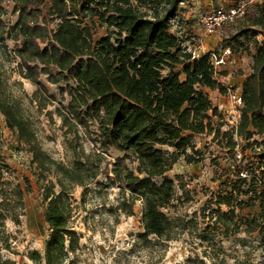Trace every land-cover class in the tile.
<instances>
[{
	"label": "trees",
	"instance_id": "16d2710c",
	"mask_svg": "<svg viewBox=\"0 0 264 264\" xmlns=\"http://www.w3.org/2000/svg\"><path fill=\"white\" fill-rule=\"evenodd\" d=\"M13 2L17 12L12 26L13 52L20 59L22 77L36 86L33 99L43 109L54 104L56 96L50 94L41 80V76H47L51 84L58 86L62 98L59 106L48 110L49 117L53 119L56 114L60 118L66 135L79 139L82 131L98 146L94 152L85 154L83 147L72 145L73 160L68 164L52 157L41 147L18 100L5 94L0 85V114L7 127L27 145L32 164L39 171V180H46V173L53 175L42 187L44 218L50 231L45 248L46 264H64L66 249L76 250L79 237L70 226L69 186L87 187L94 182L101 173L103 154L111 149L137 163L136 168L115 163L109 181L129 193L130 197L123 196L120 203L123 209L128 208L129 215H133L136 201L143 203L140 240L150 243V237H156L167 242L176 228L187 229L183 219H173L163 211L175 197L174 181L166 173L181 157L187 164L203 161V152L195 148L196 135L213 133L215 139L221 134L223 124L216 126L214 120L218 109L205 89L226 92V86L217 76H226L227 71L216 70L209 55L193 57L182 47L180 37L172 32L170 21L184 0H158V8L152 14L131 0ZM161 4L164 6L159 9ZM96 17L107 32L98 41L94 40ZM251 23L232 36L238 44H242L239 42L242 38L263 36L252 71L242 86L244 106L236 133L248 142L255 135L264 134V4ZM2 26L0 15V41L5 45ZM229 147H236L232 136ZM2 149L0 140L1 192L4 169H8ZM250 169L236 171L235 180L222 184V187L229 185L230 190L221 188L212 193L207 206L209 217L216 216L215 223L222 225L226 236L240 233L242 227L246 233L258 231L264 235L260 215L240 213L258 203L264 215V164ZM158 178L162 181L158 182ZM25 184V189L20 184L12 189L21 210L25 207L24 194L32 193L28 179ZM6 201L7 197L3 196L0 205ZM211 204L216 208L211 209ZM223 207L228 210L224 212ZM21 215L17 213L13 221L20 223ZM208 229L209 225L200 235L203 241L211 242L209 236L216 235ZM32 257L41 258L38 253ZM0 264L16 263L0 254Z\"/></svg>",
	"mask_w": 264,
	"mask_h": 264
},
{
	"label": "rangeland",
	"instance_id": "374dc122",
	"mask_svg": "<svg viewBox=\"0 0 264 264\" xmlns=\"http://www.w3.org/2000/svg\"><path fill=\"white\" fill-rule=\"evenodd\" d=\"M131 1L149 14L158 8V0ZM141 2L146 5L141 6ZM263 4L264 0H184L174 17L188 18L189 29L179 35L180 40L185 44H195L199 54L221 51L229 46L233 51L227 63L217 67L219 72L227 71L226 76H217L226 86V92L205 89L218 109V117L214 120L216 126L223 124L221 134L215 139L213 133L196 135L195 148L203 152V161L187 164L181 157L173 169L166 173L174 181L175 197L163 211L173 219H183L188 228H176L172 239L167 242L158 241L156 237H150V243L140 240L139 234L143 232V203L136 201L133 215H129L128 208L120 207L123 196L129 198V193L122 186L112 185L109 181V178H113L111 171L115 163L120 162L132 168H136L137 163L124 158V153L111 149L103 154L101 173L94 182L87 187L69 186L70 226L78 233L79 243L74 252L66 249L64 264H264V235L258 231L246 233L245 227H242L240 233L226 236L222 225L215 223L216 216L211 214L209 217L210 209H207L212 193L221 188L230 190L229 185L222 187V184L235 180L236 171L251 170L264 164V134L255 135L249 142L237 135L242 112L231 96L242 92L243 83L252 71L254 56L263 41V36L259 35L246 40L242 38L239 41L242 44H238L232 40V36L250 27ZM163 6L159 5V9ZM219 8H242L246 16L225 24L214 35H208L200 22L201 16ZM0 15L5 40V45L0 41V85L3 92L18 100L38 135L41 147L52 157L70 163L73 160L72 145L83 147L85 154L94 152L98 146L90 137L82 131L79 139L66 135L67 130L61 127L60 118L56 114L53 119L49 117L48 110L59 106L62 98L58 86L51 84L47 76H41V80L49 88L50 94L56 96L54 104L43 109L33 99L36 86L22 77L20 59L13 52L15 42L12 39V26L17 20L13 0H0ZM86 22L91 24L89 19ZM94 23V40L98 41L107 35L106 27L99 25L98 17ZM52 27H55V23ZM181 79L185 77L181 76ZM44 102L47 103L46 98ZM227 131H230L227 137L223 136ZM230 136L236 142L234 149L229 147ZM0 140L8 168L4 169L3 192L0 191V201L3 196L7 197V201L0 205V254L14 260L16 264H46L45 248L50 231L44 218L46 205L42 199V187L47 180L53 179V175L46 173V180H39V171L32 164V154L27 145L15 131L7 127L2 114ZM187 152L192 153L190 149ZM26 179L32 185V193L24 194L25 207L21 210L15 202L12 189L16 184L25 189ZM156 180L161 182L162 178ZM210 208L215 209L216 206L211 204ZM227 210L223 207L224 212ZM17 213H22L20 223L12 219ZM240 213L245 216L260 215L259 219L264 223L258 203ZM208 225V232L212 231L216 235L209 236L211 242L203 241L200 235ZM34 253H38L41 258L34 259Z\"/></svg>",
	"mask_w": 264,
	"mask_h": 264
},
{
	"label": "built area",
	"instance_id": "2783aa9c",
	"mask_svg": "<svg viewBox=\"0 0 264 264\" xmlns=\"http://www.w3.org/2000/svg\"><path fill=\"white\" fill-rule=\"evenodd\" d=\"M246 16V12L242 8H231L229 10H225L224 8H219L214 10L213 12L206 13L201 16V24L206 34L214 35L217 33L225 24L233 23L238 18H244ZM185 21L184 18L177 19L173 18L170 21L171 30H174L173 33L177 34L178 36L180 33L181 24ZM180 37V36H179ZM182 47L188 52L193 55V57H201L203 55H209L211 63L214 65L215 69L217 70L218 66L225 65L232 55V48L226 47L223 48L221 51H211L199 54L197 47L195 44L192 43H183ZM199 47V46H198ZM234 104L241 107L244 106V101L242 97V92L233 93L231 94Z\"/></svg>",
	"mask_w": 264,
	"mask_h": 264
},
{
	"label": "crops",
	"instance_id": "0c3cea01",
	"mask_svg": "<svg viewBox=\"0 0 264 264\" xmlns=\"http://www.w3.org/2000/svg\"><path fill=\"white\" fill-rule=\"evenodd\" d=\"M184 19H185V21L181 24V27H180V33L181 34L185 33V31H187L189 29V25H187L188 18L184 17ZM192 40H194V42L196 43L195 39H192Z\"/></svg>",
	"mask_w": 264,
	"mask_h": 264
}]
</instances>
